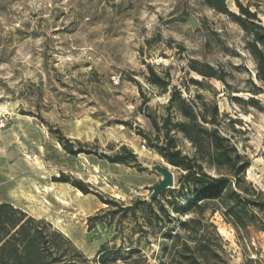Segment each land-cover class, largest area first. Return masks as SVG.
<instances>
[{
    "label": "rangeland",
    "instance_id": "374dc122",
    "mask_svg": "<svg viewBox=\"0 0 264 264\" xmlns=\"http://www.w3.org/2000/svg\"><path fill=\"white\" fill-rule=\"evenodd\" d=\"M255 1L264 24V0ZM227 4L238 13L235 0ZM191 61L210 65L225 82L192 85L202 78L189 70ZM147 65L168 71L185 98L200 95L218 104L222 133L251 161L247 181L264 192V91L248 103L251 83L259 85L256 64L230 17L204 0H0V204L45 220L90 262L106 246L114 264L136 263L140 255L146 264L166 263L173 236L194 216L186 211L190 197L172 194L180 172L139 134L152 131L142 113L164 116L169 98L146 83ZM175 137L178 148L191 154V145ZM60 139L85 153L70 155ZM123 148L136 155L135 162L104 158L126 155ZM154 165L170 168L175 186L150 202L161 181L150 171ZM62 174L84 183L88 194L79 197L73 185L54 182ZM44 188L49 191L39 194ZM137 200L153 209L138 205L135 222L119 206ZM106 201L118 206L109 208ZM96 215L104 222H89ZM211 223L230 264H264V232L238 235L219 214ZM137 250L140 255H130Z\"/></svg>",
    "mask_w": 264,
    "mask_h": 264
},
{
    "label": "trees",
    "instance_id": "16d2710c",
    "mask_svg": "<svg viewBox=\"0 0 264 264\" xmlns=\"http://www.w3.org/2000/svg\"><path fill=\"white\" fill-rule=\"evenodd\" d=\"M204 1L216 13L230 17L244 32L246 49L255 61L259 83L252 82L253 89L246 93L252 95L248 103H255L256 97L264 91V24L259 16L261 2L249 0L248 5H243L240 0H235L238 13H234L230 11L227 0ZM188 64L189 70L202 78L190 80L194 86H202V81L206 79L225 82L222 73L210 65L199 61ZM146 67L147 74L143 75L146 83L161 94H168L169 98L164 107V116L142 113L152 131L139 130V134L149 148L180 172L177 180L179 189L172 194H176V199L190 197L186 211L194 214L181 223V233L173 236L168 261L161 264H230L221 243L222 238L217 227L211 223V218L219 214L238 235L248 234L250 229L264 232V192L246 178L251 161L238 150L230 137L222 133L221 113L216 102L207 103L200 95L185 98L181 90L172 85L168 71L164 74L154 66ZM131 80L141 88L140 83ZM234 100L243 101L238 97ZM56 134L61 138L60 131L57 130ZM175 135H181L191 145V154H184L178 148ZM77 144L82 146L79 141ZM60 145L70 155L85 153L74 151L69 140L60 139ZM123 151L126 155H105L104 158L112 164L136 161L132 151L127 148H123ZM54 182L71 184L83 194H88L84 183L64 174L54 178ZM105 204L109 208L118 206L115 201H106ZM138 205L153 209V203L139 200L132 206L119 208L137 222ZM161 210L171 220L168 211ZM175 212L179 213V208ZM101 218V215H96L89 222L100 220L103 223ZM134 254L140 255V251L130 255ZM113 257L114 254L104 246L96 259L90 262L69 238L45 220L35 219L12 204H0V264H114ZM139 262L146 264L147 261L140 255V259L132 264Z\"/></svg>",
    "mask_w": 264,
    "mask_h": 264
},
{
    "label": "water",
    "instance_id": "95a60500",
    "mask_svg": "<svg viewBox=\"0 0 264 264\" xmlns=\"http://www.w3.org/2000/svg\"><path fill=\"white\" fill-rule=\"evenodd\" d=\"M150 171L155 172L161 176V181L153 187L148 201L153 202L160 198V196L167 190H171L175 186V175L170 168L162 165H154L150 167Z\"/></svg>",
    "mask_w": 264,
    "mask_h": 264
},
{
    "label": "bare ground",
    "instance_id": "6f19581e",
    "mask_svg": "<svg viewBox=\"0 0 264 264\" xmlns=\"http://www.w3.org/2000/svg\"><path fill=\"white\" fill-rule=\"evenodd\" d=\"M43 173H44V172H43ZM46 176H47V175H46ZM43 179H44V177H43ZM35 184H36V183H35ZM35 184H34V185H35ZM34 185H33V186H34ZM66 185H67V184H66ZM40 186H41V185H40ZM44 186H45V185H44ZM49 186H50V185H49ZM30 187H31V186H30ZM30 187H29V188H30ZM39 189H40V188H39ZM60 189H61V188H60ZM71 189H72V188H71ZM46 190L49 191V189L44 188L43 190H39L38 193L41 194V192H45ZM50 190L53 191V192L55 191L53 187H51ZM64 192H65V191H64ZM51 194H52V193H51ZM67 194H68V193H67ZM67 194H66V195H67ZM69 194H70V193H69ZM77 194H78L79 197H80V196L83 197L81 191L77 190ZM46 195H47V194H46ZM68 196H69V195H68ZM70 196H71V195H70ZM29 197H31V196H29ZM34 197H35V196H34ZM62 197H63V196H62ZM24 198H25V197H24ZM57 198H58V197H57ZM26 199H27V198H26ZM60 200H61V199H60ZM43 201H44V202H41V204H42L43 206H45L44 203L48 204V201H47L45 198H43ZM62 201H63V200H62ZM66 201H67V200H66ZM32 202H33V201H32ZM64 202H65V201H64ZM60 203H61V202H60ZM70 204H71V203H70ZM37 209H38L39 213H43V212H44V209H43V208L38 207ZM59 214H60V213H59ZM52 221L54 222V225H55L56 227H59V226H60V222H59L58 220L56 221V220L52 219ZM61 222H63V221H61ZM65 226H66V225H65ZM63 228H64V227H63ZM63 228H62V229H63ZM62 231H63V230H62ZM220 233H221L222 235L225 234L224 230H220Z\"/></svg>",
    "mask_w": 264,
    "mask_h": 264
}]
</instances>
